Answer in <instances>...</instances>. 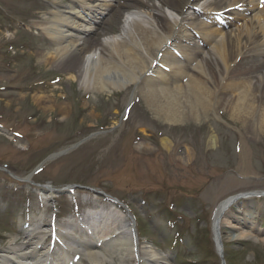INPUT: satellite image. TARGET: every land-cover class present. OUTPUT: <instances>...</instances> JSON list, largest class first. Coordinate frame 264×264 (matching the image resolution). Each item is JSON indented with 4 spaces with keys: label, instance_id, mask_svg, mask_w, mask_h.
<instances>
[{
    "label": "rangeland",
    "instance_id": "374dc122",
    "mask_svg": "<svg viewBox=\"0 0 264 264\" xmlns=\"http://www.w3.org/2000/svg\"><path fill=\"white\" fill-rule=\"evenodd\" d=\"M49 1L0 0V248L23 243L30 220L44 231L50 220L65 234L62 243L74 222L82 229L110 224L121 214L138 249L149 245L168 264H223V256L225 264H264V133L242 129L223 108L208 119L168 123L155 116L135 85L86 90L76 70L38 56L48 40L32 22L50 10ZM153 2L168 21L178 17L175 9ZM206 2L193 0L190 8L202 11ZM97 13L94 26L102 17ZM129 13L114 15L99 38L116 34ZM35 94L49 102H35ZM238 194L245 195L219 218L220 257L215 213ZM246 209L253 218L238 225L235 217ZM79 237L96 240L81 232ZM26 251L39 262L34 246ZM69 257L89 264L72 250ZM113 259L104 264H138Z\"/></svg>",
    "mask_w": 264,
    "mask_h": 264
},
{
    "label": "bare ground",
    "instance_id": "6f19581e",
    "mask_svg": "<svg viewBox=\"0 0 264 264\" xmlns=\"http://www.w3.org/2000/svg\"><path fill=\"white\" fill-rule=\"evenodd\" d=\"M192 1L159 0L178 12V17L168 21L153 0H50V10L32 22L48 40L38 56L68 72L76 70L89 91L139 86L155 116L168 123L208 119L223 108L230 120L242 123V129L264 133V0H206L202 11L192 10ZM139 6L150 9L139 10ZM111 9L115 12L106 15ZM132 9L137 11L131 13ZM123 10L130 13L117 33L100 39L104 26ZM97 11L102 17L94 26ZM92 35L96 39H90ZM33 98L43 106L49 102L40 94ZM167 143L164 139L165 146ZM230 203L218 207L215 220ZM241 212L235 217L238 225L253 218L251 209ZM114 216L109 218L110 224L94 223L88 232L96 240L77 242L73 253L89 264L112 263L113 258L121 263L134 258L138 264H168L149 245L139 250L125 216ZM47 222L51 228L44 231L30 220L23 243L0 248V264H41L26 248L35 246L44 256L57 249L56 237L62 232ZM71 226L75 239L80 226L77 222ZM49 233L55 239L46 243ZM214 234L217 241L223 240L220 229L214 228ZM246 236L239 233L240 238ZM69 263L77 264L66 255L59 262Z\"/></svg>",
    "mask_w": 264,
    "mask_h": 264
}]
</instances>
